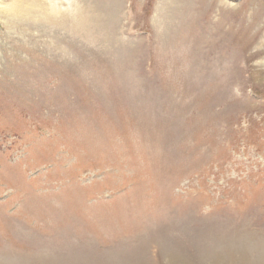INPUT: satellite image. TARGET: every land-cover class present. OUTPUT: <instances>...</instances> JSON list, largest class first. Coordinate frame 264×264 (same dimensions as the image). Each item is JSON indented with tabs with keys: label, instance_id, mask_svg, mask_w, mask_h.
Segmentation results:
<instances>
[{
	"label": "rangeland",
	"instance_id": "obj_1",
	"mask_svg": "<svg viewBox=\"0 0 264 264\" xmlns=\"http://www.w3.org/2000/svg\"><path fill=\"white\" fill-rule=\"evenodd\" d=\"M0 264H264V0H0Z\"/></svg>",
	"mask_w": 264,
	"mask_h": 264
}]
</instances>
